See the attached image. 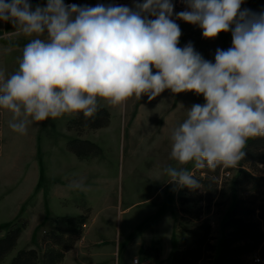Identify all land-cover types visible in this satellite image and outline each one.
<instances>
[{"label": "clouds", "instance_id": "9594fccd", "mask_svg": "<svg viewBox=\"0 0 264 264\" xmlns=\"http://www.w3.org/2000/svg\"><path fill=\"white\" fill-rule=\"evenodd\" d=\"M134 0L133 6H79L47 0H0V21L14 34L31 37L18 69H0V109L11 114L8 127L27 135L31 125L64 117L92 120L101 102L121 111L130 99L151 101L170 90L203 96L170 133L168 182L197 189L185 167L215 171L232 168L252 138L264 137V11L242 8L245 0ZM176 20L198 26L205 39L231 32L228 49L214 62L189 42L180 47ZM68 187L85 191L83 179ZM135 264V262H134Z\"/></svg>", "mask_w": 264, "mask_h": 264}, {"label": "rangeland", "instance_id": "374dc122", "mask_svg": "<svg viewBox=\"0 0 264 264\" xmlns=\"http://www.w3.org/2000/svg\"><path fill=\"white\" fill-rule=\"evenodd\" d=\"M44 1L34 2L33 8ZM245 3L242 8L257 13L264 11V0H245ZM176 23L182 30L179 46L191 42L206 60L214 62L211 39H205L198 26L182 20ZM5 24L12 25L0 22ZM2 37L4 41L14 38ZM224 38L232 41L231 35ZM203 103V96L192 92L174 95L165 90L151 101L147 96L130 99L122 111L101 102L100 107L110 113V122L101 129H79L70 125L75 117L66 116L33 124L27 135H19L9 128V137L5 136L7 120L5 110L1 109L0 238L13 224H20L23 229L16 247L0 264H9L19 252L29 249L37 252L43 264L47 254L58 250L46 241L47 237L57 230V222L67 217L80 218L82 234L74 247L63 254L59 264H94V247L115 239L119 249L112 264L122 263L124 255H128L130 264L135 258L139 264H147L143 255L145 248L157 260L154 264H171L172 253L185 237V230L200 223L210 225L212 244L217 247L224 235L228 213L239 198L233 192V179L241 168L250 171L249 168L240 163L224 168L217 196L201 213L199 209L204 205L183 204L182 198L186 196L183 187L169 183L163 173L169 165L179 167L170 159L171 130L184 121L188 108ZM30 138L33 142L29 144ZM70 141L93 143L99 150L92 156H78L69 151ZM183 167L195 175L193 163ZM24 169L41 174L39 185H23ZM80 179L86 186L85 191L68 187L71 181ZM261 200L263 207L264 196ZM262 214L257 212L255 220L262 222ZM93 233L105 240L99 245L92 244L88 236ZM256 252L248 259L249 264L255 263V258L264 262L261 252Z\"/></svg>", "mask_w": 264, "mask_h": 264}, {"label": "trees", "instance_id": "16d2710c", "mask_svg": "<svg viewBox=\"0 0 264 264\" xmlns=\"http://www.w3.org/2000/svg\"><path fill=\"white\" fill-rule=\"evenodd\" d=\"M109 122V111L100 107L92 120L86 122L81 114L70 125L74 124L79 129L97 130L106 127ZM68 149L82 157L92 156L99 150L93 143L79 141H70ZM244 152L245 156L239 163L247 166L250 171L241 168L233 179V192L239 198L224 222V235L219 245L216 247L212 244L210 225L200 223L185 230V237L180 239L178 248L172 253L171 264H249L248 259L258 250L264 258V215L260 219L262 222L255 220L257 212L264 213V206H261V197L264 196V137L250 139ZM223 170V167H218L215 171L196 169L194 177L199 180L200 187H183L186 196L182 198V203H202L204 208L201 207L199 213L208 209L218 194ZM80 222L79 217H67L57 222V230L46 241L51 242L58 250L47 254L43 264H59L63 254L74 247L82 234ZM22 229V225L13 224L5 236L0 238V261L16 247ZM9 264L40 262L37 252L29 249L19 252ZM259 264H264L262 259Z\"/></svg>", "mask_w": 264, "mask_h": 264}, {"label": "crops", "instance_id": "0c3cea01", "mask_svg": "<svg viewBox=\"0 0 264 264\" xmlns=\"http://www.w3.org/2000/svg\"><path fill=\"white\" fill-rule=\"evenodd\" d=\"M39 0H30L31 4H33L34 2H37ZM47 0L44 1V3H42L41 6L46 5ZM246 3H244L242 5V7L245 6ZM1 22V21H0ZM8 30V31H4V30ZM3 31V32H2ZM15 29H13L12 25L7 26V24L5 25H0V69H3L6 73V75H10L12 73H14L17 69H18V58L21 56L22 54V49L25 46L26 43L29 42V40L31 39V37H25V36H17L14 34ZM231 35V32H227V33H220L219 36L215 39H211V41L213 42V49L214 51H216L217 48L220 49H228L229 47H231L232 41H227V39H225L224 37H227ZM2 36H8V37H14L11 40L8 41H4L2 40L3 37ZM5 119L6 121V132H5V136L9 135V121L11 120V114L8 113L5 110ZM9 120V121H8ZM9 137V136H7ZM29 144L33 142L32 138L29 139ZM8 141H5V145H8ZM2 158L0 157V167L2 164ZM41 170V169H40ZM25 171V172H24ZM40 173V172H39ZM39 176V177H38ZM21 178H22V183L23 185H29V184H35L39 185V180L41 179V174H37V171H32L29 172L28 169H24L22 170L21 173ZM7 188V187H6ZM7 190V189H6ZM6 193V192H4ZM30 193V192H29ZM27 193V194H29ZM26 194H24L23 196L25 197ZM90 242L94 245H99L102 243V241H104L105 239L102 237V235L99 234H89L88 236ZM116 240V239H115ZM113 240V241H109V240H105L106 243L101 244V246H96L94 247V253L92 255L93 258V263L94 264H112L113 259H115V257L117 256V252L119 249L118 243ZM113 244L111 246V248H109L108 250H103L104 247H108L109 244ZM93 248V247H92ZM142 248L139 249V252L141 251ZM146 249V248H145ZM143 250L144 251V257L147 261V264H154V262H157L156 259H153L151 257V255L147 252V250ZM147 257H150V259L148 260ZM163 255L161 256L160 260H162ZM153 260V261H152ZM119 264H130L129 262V257L128 255H124L123 259H122V263Z\"/></svg>", "mask_w": 264, "mask_h": 264}, {"label": "built area", "instance_id": "2783aa9c", "mask_svg": "<svg viewBox=\"0 0 264 264\" xmlns=\"http://www.w3.org/2000/svg\"><path fill=\"white\" fill-rule=\"evenodd\" d=\"M173 4L175 5L174 7V12H180L185 10V5L181 2V0H172ZM65 4H76L79 6H84V5H88V6H95L97 4H104V5H126V6H133L134 0H96L95 3H87L86 0H65L64 1ZM0 113H1V109H0ZM2 128H3V124L1 121V117H0V138L2 135ZM255 264H259L260 263V259L259 258H255ZM139 264V259L135 258L133 260V264Z\"/></svg>", "mask_w": 264, "mask_h": 264}]
</instances>
